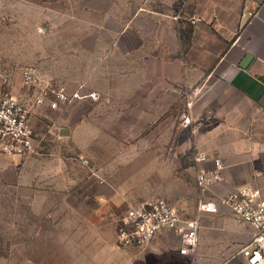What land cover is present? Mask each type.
Segmentation results:
<instances>
[{
    "label": "rangeland",
    "instance_id": "rangeland-1",
    "mask_svg": "<svg viewBox=\"0 0 264 264\" xmlns=\"http://www.w3.org/2000/svg\"><path fill=\"white\" fill-rule=\"evenodd\" d=\"M152 1L146 42L140 0H0V95L32 103L33 67L66 97L32 109L35 154L0 156V264H186L173 234L115 244L131 206L161 198L191 215L200 196L183 124L194 87L173 53L191 42L193 0Z\"/></svg>",
    "mask_w": 264,
    "mask_h": 264
},
{
    "label": "crops",
    "instance_id": "crops-1",
    "mask_svg": "<svg viewBox=\"0 0 264 264\" xmlns=\"http://www.w3.org/2000/svg\"><path fill=\"white\" fill-rule=\"evenodd\" d=\"M140 3L134 17L140 16L139 32L147 42L155 11L152 0ZM192 4L196 22L190 29L191 42L185 50L174 47L173 53L183 52L187 63H179L177 69L189 88H196L187 98L185 117L191 120L186 127L195 136V152L223 164V179L210 196L254 186L264 197V0H193ZM140 50L149 53L145 47ZM204 165L213 168L211 160ZM194 213L195 209L190 214ZM254 234L252 227L221 207L217 214L203 215L198 248L190 261L244 264L239 252Z\"/></svg>",
    "mask_w": 264,
    "mask_h": 264
},
{
    "label": "built area",
    "instance_id": "built-area-1",
    "mask_svg": "<svg viewBox=\"0 0 264 264\" xmlns=\"http://www.w3.org/2000/svg\"><path fill=\"white\" fill-rule=\"evenodd\" d=\"M255 15V14H250ZM196 20L192 19V23ZM24 84L37 94L32 103L21 100L11 91L0 95V156L26 157L37 152V133L33 126L32 109L47 104L58 109L66 99L62 91L42 88L41 78L33 67L23 71ZM191 123L185 118L183 124ZM199 169L195 182L199 199L193 215H186L166 199H154L131 206L118 220L115 244L122 248H143L165 233H172L178 240L177 252L190 261L198 248V235L205 214H217L221 207L228 208L236 221L249 225L255 230L250 242L240 249L244 264H264V197L254 186L235 188L227 194L213 195L214 188L222 181L223 164L218 158L197 154ZM213 162V168L204 164ZM89 166V161H85ZM92 170V169H91ZM95 174V171H93ZM97 176V175H96ZM99 178V177H98ZM103 182V181H102Z\"/></svg>",
    "mask_w": 264,
    "mask_h": 264
}]
</instances>
